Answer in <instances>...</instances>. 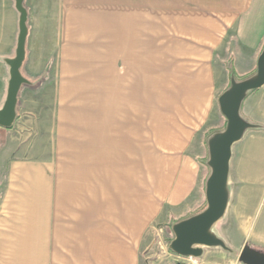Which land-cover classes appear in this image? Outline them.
I'll return each mask as SVG.
<instances>
[{
    "label": "crops",
    "instance_id": "1",
    "mask_svg": "<svg viewBox=\"0 0 264 264\" xmlns=\"http://www.w3.org/2000/svg\"><path fill=\"white\" fill-rule=\"evenodd\" d=\"M23 5L26 81L0 125V264H145L150 227L205 200L220 83L231 65L256 72L264 0ZM19 31L16 0H0V110ZM241 114L258 127L233 145L230 195L233 179L263 184L264 85Z\"/></svg>",
    "mask_w": 264,
    "mask_h": 264
},
{
    "label": "water",
    "instance_id": "2",
    "mask_svg": "<svg viewBox=\"0 0 264 264\" xmlns=\"http://www.w3.org/2000/svg\"><path fill=\"white\" fill-rule=\"evenodd\" d=\"M16 5L20 12V31L16 56L8 61L11 77L7 98L0 110V125L4 127L10 126L16 117L18 92L26 81L20 68L25 58L28 15L23 0H16ZM263 85L264 48L257 59L256 72L242 80H237L232 75L229 87L218 97L220 110L226 118V126L212 133L207 139V164L210 167L205 184L207 205L201 211L172 224L174 237L170 242V249L176 254L198 258L204 253L205 247L231 250L226 241L214 231V226L225 215L230 201L229 173L233 145L243 138L248 129L258 127L241 114L242 103L251 91ZM239 260L244 264H264V252L246 245L239 254Z\"/></svg>",
    "mask_w": 264,
    "mask_h": 264
},
{
    "label": "rangeland",
    "instance_id": "3",
    "mask_svg": "<svg viewBox=\"0 0 264 264\" xmlns=\"http://www.w3.org/2000/svg\"><path fill=\"white\" fill-rule=\"evenodd\" d=\"M155 4H157V2H155ZM153 6L154 2L152 1V11H157V8ZM158 29V18H154L152 19V34L156 35L155 39H153L154 41L158 40ZM171 36L172 34L167 32L166 40H173V37ZM234 77L237 80H242L247 78V75L241 71L234 73ZM230 81L228 80L224 83H220L221 87H219V93L229 87ZM151 102L152 116H154L156 115V113H154V111H156L154 107L159 102V98L152 97ZM43 104L48 107L50 106V103H46L45 100H43ZM215 107L217 108V114L213 121V127L207 131V135H211L215 131L222 130L226 126V118L220 110L218 96L216 97ZM156 148L157 147L152 146V157L156 152H158ZM155 164L157 163L152 162V173ZM208 173L210 174V167ZM233 181L234 182L231 186L232 195H230L231 199L227 211L214 226V231L226 241V243L231 247V250H226L222 247H205L206 253H203L200 257H198L200 258V262L198 264H244L239 260V254L242 248L246 245L264 252V179L262 180L263 184L261 185H240L243 183L236 181L235 179H233ZM204 198L205 200L197 206L191 215L206 207L207 202L205 193ZM176 221L178 220L168 219L166 222L158 221L150 227V243L144 252V256L146 257L144 258L145 264H177L178 262L188 264V261L184 259V256H180L170 249V242L174 237L172 224Z\"/></svg>",
    "mask_w": 264,
    "mask_h": 264
},
{
    "label": "trees",
    "instance_id": "4",
    "mask_svg": "<svg viewBox=\"0 0 264 264\" xmlns=\"http://www.w3.org/2000/svg\"><path fill=\"white\" fill-rule=\"evenodd\" d=\"M234 73H235V70H234L233 66H230V74L234 75ZM253 91H255V90H253ZM251 92H252V91H251ZM209 135H210V134H209ZM207 157H208V156H207ZM207 159H208V158L205 159V161H204L205 163H207Z\"/></svg>",
    "mask_w": 264,
    "mask_h": 264
}]
</instances>
